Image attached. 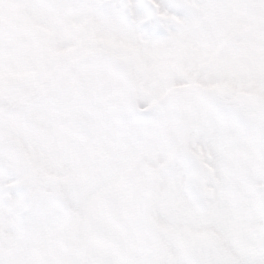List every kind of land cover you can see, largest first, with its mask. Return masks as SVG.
<instances>
[{"label": "snow or ice", "instance_id": "6c2138e0", "mask_svg": "<svg viewBox=\"0 0 264 264\" xmlns=\"http://www.w3.org/2000/svg\"><path fill=\"white\" fill-rule=\"evenodd\" d=\"M0 264H264V0H0Z\"/></svg>", "mask_w": 264, "mask_h": 264}]
</instances>
